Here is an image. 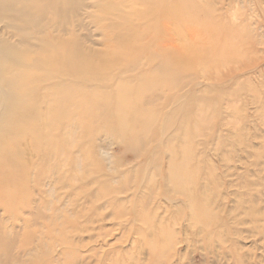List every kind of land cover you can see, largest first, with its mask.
<instances>
[{
	"label": "bare ground",
	"instance_id": "6f19581e",
	"mask_svg": "<svg viewBox=\"0 0 264 264\" xmlns=\"http://www.w3.org/2000/svg\"><path fill=\"white\" fill-rule=\"evenodd\" d=\"M189 1L0 0L3 257H9L16 240L3 225L5 217L24 215L29 205L34 206L40 186L52 201L70 208L67 213L76 217L73 232L102 238L79 248L71 237L60 236L53 245L59 244L70 264H79L77 255L83 252L89 253L85 259L115 256L105 230L80 227V219H101L99 210H105L103 217H126L123 223L151 238V264L175 263L168 253L176 254L181 221L194 233L205 225L213 234L214 223L221 220L218 208L225 206L217 190L231 172H239L233 160L222 159L223 169L216 161L222 155L252 151L242 134L251 117L244 108H217L233 101L236 93L229 92L245 93L240 82L235 91L228 89L237 74L223 78L212 73L222 64L235 63L240 58L237 50L221 62L210 58L213 50L177 49L176 29L186 25L179 18L192 17L187 12L194 9ZM231 28L226 25L224 31ZM233 36L240 39L237 33ZM199 80L211 84L196 91ZM252 90L256 89L250 86L247 92ZM229 117L240 124L235 122L234 130L228 126L222 136ZM219 118L224 121L212 123ZM100 134L116 140L122 150L112 172L100 157L106 151L101 141L95 145ZM218 142L222 154L213 156ZM243 165L248 173L250 167ZM260 171L238 173V183L248 186L238 194L242 204L244 197L251 201L264 194ZM225 185V192L235 187L231 182ZM61 190L67 193L58 195ZM254 209L252 205L250 213L242 212L255 214ZM261 221L264 215L254 217L255 224ZM212 234L204 240L208 249ZM43 246L53 254L52 246ZM134 260L132 255L130 261ZM237 263L243 264L240 256Z\"/></svg>",
	"mask_w": 264,
	"mask_h": 264
},
{
	"label": "rangeland",
	"instance_id": "374dc122",
	"mask_svg": "<svg viewBox=\"0 0 264 264\" xmlns=\"http://www.w3.org/2000/svg\"><path fill=\"white\" fill-rule=\"evenodd\" d=\"M189 2L194 6L192 12H187L192 17L179 18L186 25L176 29L175 44L177 49L181 51L183 48L194 46L200 52L213 50L210 58L221 62L226 56L234 55L233 52L237 50V55L240 58L235 63L228 66H223V64L218 66L217 64L215 66L218 67L213 68L212 73H219L223 78L237 74L229 81L228 89L234 90L237 86L236 82H240L245 88V93L229 92L236 93L232 101L234 103L221 104L217 108L231 109L232 111L244 108L251 117L248 125L242 129V134L244 133L247 140L250 141L253 147L252 151L250 150V153L239 151L233 157L222 155V157L217 158L219 161L216 163L223 169L222 162H220L222 159L233 160L235 166L238 167L236 171L242 173L243 176L246 174L253 175L255 169L261 170L262 174L260 175L263 180L260 187L264 189V0H190ZM226 25L232 27L228 32L224 31ZM188 31L191 35L188 34ZM235 33L240 35V39L234 38ZM224 40L228 41L223 42ZM224 45L226 48H223ZM222 50L226 53H222ZM200 55L205 56L204 53ZM197 83L196 91H202L211 84L203 80H199ZM250 86L256 90L247 92ZM186 91H188L187 88L183 90V92ZM246 99H249V104ZM243 102L244 106H241ZM234 104L235 106H233ZM231 119L230 117L226 118V121L223 118L214 119L212 123L217 124L220 121L222 123V120L224 121V127L227 126L220 130L222 131L220 135L223 136L226 133V128L230 130L232 127L234 130V127L240 124L236 119L233 120L232 117ZM233 133L237 141V133ZM98 140L101 141L102 148L109 149L116 157L122 156V150L117 145L116 140L104 134H100L95 145L100 144ZM216 145L212 147L213 156L222 154L220 142ZM239 161H242V164ZM243 164L250 167L248 173H246ZM238 173L231 172L230 176L223 179L217 190L218 197L225 199L223 201L225 206L218 208L221 211V220L214 223L216 225L213 228L212 249H208V245L204 242V240L207 241L208 238H211V229L203 225L201 232L198 231L199 234H197L190 226L186 227L188 226L187 222L181 221L184 227L180 225L178 229L183 228V234L177 240L176 254L174 253L172 257L173 250L172 254L171 250L168 253V258L172 259L171 262L174 261V264H238L237 260L240 256L243 264H264V221L258 224L254 223V217L256 219L264 215V194L251 201L244 197L245 203L242 204L238 199L240 197L238 194L247 192L248 186L241 181L238 183ZM250 179L255 180L253 176ZM227 182H231L235 187L225 192L223 191L226 187L224 184ZM237 185L240 189L238 192ZM252 187L254 189L260 188L256 185H252ZM252 187L249 189H253ZM38 189L40 194L36 196L34 206L29 205L24 215L5 217L3 225L7 230L13 231V234L16 235L13 239L16 240L9 257H3L0 252V264H70L71 259L62 252L59 244L53 245L56 240H61L60 236L71 237L78 243L79 248L89 246L96 239L102 241L101 237H95L92 240L93 234L91 236L86 232H73L72 227H75V224L72 222L75 221L76 217L72 218L67 213L70 208L65 210L59 201H52L51 197L45 193L44 186H40ZM60 192L58 195L66 194L67 190ZM2 199L5 201L6 197L0 195V200ZM252 205L256 213L243 214L242 211L250 213ZM104 211L99 210L97 212V218H102L94 223H81L80 219V227L105 230L109 235L105 239L114 248L115 256L112 255L103 259L98 257L85 259L89 253L83 252L77 255L76 261L78 260L79 264H151L154 262L149 259V255L154 251L148 243L151 238H146L148 235L135 232L131 224L123 223L126 217H103ZM181 239L183 243L179 244ZM43 244L52 246L53 254H47ZM132 255L137 260H134L133 263L130 261Z\"/></svg>",
	"mask_w": 264,
	"mask_h": 264
},
{
	"label": "clouds",
	"instance_id": "9594fccd",
	"mask_svg": "<svg viewBox=\"0 0 264 264\" xmlns=\"http://www.w3.org/2000/svg\"><path fill=\"white\" fill-rule=\"evenodd\" d=\"M100 157L106 164L107 171L112 172L117 163L116 157L111 155L107 150H102L100 153Z\"/></svg>",
	"mask_w": 264,
	"mask_h": 264
}]
</instances>
